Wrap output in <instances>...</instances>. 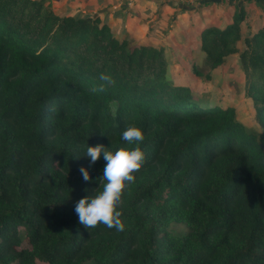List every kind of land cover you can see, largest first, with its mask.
I'll return each mask as SVG.
<instances>
[{
  "label": "trees",
  "instance_id": "1",
  "mask_svg": "<svg viewBox=\"0 0 264 264\" xmlns=\"http://www.w3.org/2000/svg\"><path fill=\"white\" fill-rule=\"evenodd\" d=\"M242 3L200 50L208 73L236 55L260 132L173 85L161 49L129 47L107 17L0 0V264H264V24L242 32L264 0ZM101 73L115 85L92 93ZM132 125L145 162L122 196L126 229L87 230L75 204L102 190L106 162L86 148L132 147Z\"/></svg>",
  "mask_w": 264,
  "mask_h": 264
},
{
  "label": "rangeland",
  "instance_id": "2",
  "mask_svg": "<svg viewBox=\"0 0 264 264\" xmlns=\"http://www.w3.org/2000/svg\"><path fill=\"white\" fill-rule=\"evenodd\" d=\"M48 1L50 2L52 9L57 10L62 6H66L69 12L71 13L75 11L87 12L86 10L88 6H93V8H95L94 10L96 11L94 13H97V11L101 9V8L98 9V6L100 7L101 5L100 1L97 2V5L94 4L96 0H59L57 3H54L55 0H48ZM113 3L116 6L115 8H120L119 11H122L124 9V12H122L123 14L116 15L114 13L111 15L112 16L111 18H115L116 22L117 21L119 22L120 24L119 28H121L120 30L119 29L117 30V26H112L110 28L112 34L116 36V33H119L118 31H120V37L121 35L126 34L125 38L126 41L128 42L129 47L140 45V43H138L139 42L138 38L140 39L141 32L139 31L138 33L134 29L135 23L137 22L132 19L133 22L132 29H126V32L124 29L126 28L125 26H127L129 23V21H127L126 19V16L131 15V13L126 11L125 9L129 8L134 3V1L113 0V2L109 3L108 0H105V5L107 4L113 5ZM240 3H242V0H240ZM240 3L234 5V4H228L224 0H181V4L178 7L179 10L177 12L179 11L181 12L183 11V9H185L186 11H191L189 14L190 16L192 13L194 14L196 12L197 14L196 16L195 15L194 16L196 20L198 19V22L202 21V19H206V20L210 19L209 22H207L206 24L204 23L205 26L201 29V31L207 27H214L220 29V28H224L229 22H231L234 11L236 7L240 5ZM241 5L245 7L246 3L243 2ZM246 8H247L246 9L247 18L242 23V27H243L242 32L250 33L255 30L254 29L253 31H251L254 27H258L254 25V20H253L254 16L252 15L257 13L259 17L261 13L262 16L264 14L263 11L260 10H256L259 11L256 12L251 7V5H248ZM174 11L172 9V12H170L167 17L168 22H164L163 27L159 29L162 35H164V33L171 31L175 21L173 19L174 14H172ZM157 12H158L157 10L153 12L152 15L147 20L142 19V22L144 21L142 24L148 25L147 23H150V20L152 19V17L156 16ZM99 15L101 20L109 16L108 14L105 15L99 14ZM127 18L130 19V17ZM248 28L249 30H247ZM142 30L145 33V36L149 34L146 27H143ZM152 34H153V30H152ZM155 36H157L158 39L163 37L160 34H157ZM195 48L196 45L192 50L189 51H191L192 53L195 50ZM238 48L241 49L242 47L238 46ZM166 53L168 55H173L172 57L168 58V62H166V76L173 85L187 87L191 92L193 100H199L208 107L211 108L214 107L225 108L228 106L233 107L236 113L237 120L241 124H243V126L247 131L249 132L261 131V129L256 125L254 121V108L252 101L245 96L244 80L240 73L239 66H237L235 63L236 55H231L227 57L225 62L221 66H219L213 72L208 73V70L205 68L204 65V59H203L204 54L201 52V50L199 51L196 49V51H194L192 55H189V57L187 56L184 58L183 56L181 57L176 56L177 58H175L174 54H171L170 52H166ZM196 72H199V74H197ZM208 74H209V78L207 79L206 76ZM171 228L176 232L186 230L183 225H174Z\"/></svg>",
  "mask_w": 264,
  "mask_h": 264
},
{
  "label": "clouds",
  "instance_id": "3",
  "mask_svg": "<svg viewBox=\"0 0 264 264\" xmlns=\"http://www.w3.org/2000/svg\"><path fill=\"white\" fill-rule=\"evenodd\" d=\"M99 79L102 83L93 86L90 89L92 93L105 92L108 86L115 85V80L110 74L101 73ZM122 139L132 147L112 151L103 144H97L86 148L84 155L90 158V165L101 158L106 162L101 177L104 181L102 190L94 196L82 197L75 204L74 210L78 222L87 230L96 228L100 224L117 232L126 229L122 219V196L126 188L135 183V173H138L144 165L145 153L140 145L145 136L139 127L132 125L123 131ZM79 171L83 180L88 182L89 171L84 167Z\"/></svg>",
  "mask_w": 264,
  "mask_h": 264
},
{
  "label": "crops",
  "instance_id": "4",
  "mask_svg": "<svg viewBox=\"0 0 264 264\" xmlns=\"http://www.w3.org/2000/svg\"><path fill=\"white\" fill-rule=\"evenodd\" d=\"M101 2L100 7L98 6V9L102 10V9H108V8H113L112 11H108L105 14H108L109 16H107L108 19V23L110 28L112 26H117V30L121 29L119 22L115 20V18H111L112 14H123L122 12H124V9L122 11H119L120 8H115L116 6L111 5L109 7L104 8V6H108L109 4L105 5V0H96V2L94 3L95 5H97V2ZM134 3L129 7L126 8L125 10L130 12L131 15L130 16H126L127 21H129L128 25L125 26V32L126 29H132V19L135 20L137 23H135L134 29L136 32L140 33V39L138 38L140 45H146L152 48H156V49H161V51L163 52V55L165 57L166 62H168V58L172 57L173 55H168L166 52H170L171 54H174L175 58H177L176 56H183L184 57H189V55H192V53L194 51L199 50L200 51V36H201V32L205 29H203L201 31V29L205 26V24L207 22H209V20L207 19H202V21L198 22V19H195L196 16V12L193 14H191V17L189 14L191 11H186L185 9H183V11H179V6L181 4V0H146V1H140V0H133ZM226 1L228 4H239L240 0H224ZM109 3L113 2V0H108ZM92 3V2H90ZM170 5H169V4ZM97 7V6H96ZM255 11L257 9H255L254 6H251ZM87 8V7H86ZM178 8V9H177ZM250 8V7H248ZM95 8H93V6H88L87 8V12L84 13H91L93 12V14H95L94 12L96 10H94ZM173 9V19L174 24L172 26L171 31L164 33V35H162L160 33V30L163 25L164 22H168V14L170 12H172ZM93 10V11H92ZM98 10V11H100ZM158 11L155 17H152V19L150 20V23H147L148 25H143L142 23V19L147 20L153 12ZM97 11V12H98ZM148 11V15L144 16L145 12ZM168 11V12H166ZM112 12V13H110ZM259 12V11H256ZM138 13V14H137ZM179 13V14H177ZM261 13V12H260ZM103 14V15H105ZM264 14V11H263ZM99 15V14H97ZM96 15V16H97ZM189 15V16H188ZM195 15V16H194ZM253 17L254 20V25L255 26H260L262 24H264V15H261L258 17V14L255 13ZM257 16V17H255ZM127 17H130L127 18ZM191 17V18H190ZM113 19V20H110ZM154 20V21H152ZM232 21V19H231ZM205 23V24H204ZM231 22H229L227 25H229ZM153 25V26H152ZM226 25V26H227ZM248 26V24H247ZM146 27L148 30V35L145 36V33L143 32L142 28ZM208 28V27H207ZM255 28L254 27L251 31H253ZM222 29V28H220ZM152 30H153V34H152ZM246 30V29H245ZM249 30V28L247 29ZM119 33H116V36L114 35V37L116 39H121V38H125V35H121L120 37V31H118ZM157 34H160L161 36H163L162 38H157ZM196 35V37H195ZM120 37V38H119ZM126 39V38H125ZM137 43V44H138ZM196 45L195 50L191 53V51ZM183 50V51H182ZM174 51V52H173ZM190 52V54H189ZM179 54V55H177Z\"/></svg>",
  "mask_w": 264,
  "mask_h": 264
},
{
  "label": "water",
  "instance_id": "5",
  "mask_svg": "<svg viewBox=\"0 0 264 264\" xmlns=\"http://www.w3.org/2000/svg\"><path fill=\"white\" fill-rule=\"evenodd\" d=\"M123 6H125V5H123ZM112 10H113V8L102 9V10L98 11L97 13L93 14V17H95L97 14H105L106 12L112 11Z\"/></svg>",
  "mask_w": 264,
  "mask_h": 264
}]
</instances>
